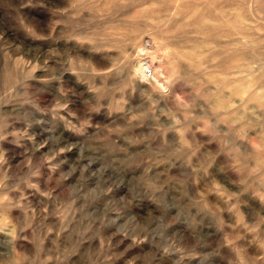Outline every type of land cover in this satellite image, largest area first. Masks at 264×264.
Here are the masks:
<instances>
[{"label": "rangeland", "instance_id": "rangeland-1", "mask_svg": "<svg viewBox=\"0 0 264 264\" xmlns=\"http://www.w3.org/2000/svg\"><path fill=\"white\" fill-rule=\"evenodd\" d=\"M263 9L0 0V264H264Z\"/></svg>", "mask_w": 264, "mask_h": 264}, {"label": "bare ground", "instance_id": "bare-ground-1", "mask_svg": "<svg viewBox=\"0 0 264 264\" xmlns=\"http://www.w3.org/2000/svg\"><path fill=\"white\" fill-rule=\"evenodd\" d=\"M260 1V0H259ZM258 4V3H257ZM256 6V5H255ZM258 8H259V5H258ZM256 10H257V8H256ZM260 10H262V8L260 9ZM263 11H264V9H263ZM261 12V11H260ZM261 14V13H260ZM262 14H263V12H262ZM261 14V15H262ZM257 16H258V14H257ZM256 16V17H257ZM214 31V30H213ZM216 31V30H215ZM233 52H234V50H233ZM234 54V53H233ZM212 55V54H211ZM240 55V54H239ZM227 57V56H226ZM134 66V70H133V72L136 74V76L138 75L139 76V78H141L140 80H142V79H144V80H153L155 83H159L160 81H159V79H157L156 78V76H154V74L152 73V70L150 69V67L148 66V65H146V64H140V62L139 61H137L136 63H134L133 64ZM132 72V71H131ZM139 81V80H138ZM143 81V80H142ZM149 82V81H148ZM153 82V83H154ZM156 84V85H157ZM163 86V84H158V86ZM246 87V86H245ZM258 87V86H257ZM263 87V86H262ZM256 89V88H255ZM258 89V88H257ZM244 90V89H243ZM251 90V89H250ZM255 94V93H254ZM264 94V93H263ZM260 97V96H259ZM264 102V101H263ZM225 106V105H224Z\"/></svg>", "mask_w": 264, "mask_h": 264}]
</instances>
